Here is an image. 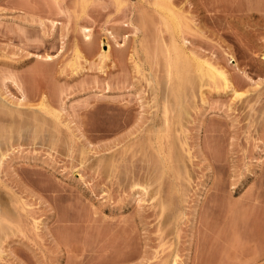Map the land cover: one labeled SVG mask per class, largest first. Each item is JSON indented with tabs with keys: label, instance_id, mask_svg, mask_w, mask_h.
<instances>
[{
	"label": "rangeland",
	"instance_id": "1",
	"mask_svg": "<svg viewBox=\"0 0 264 264\" xmlns=\"http://www.w3.org/2000/svg\"><path fill=\"white\" fill-rule=\"evenodd\" d=\"M0 99V264H264V0H0Z\"/></svg>",
	"mask_w": 264,
	"mask_h": 264
},
{
	"label": "bare ground",
	"instance_id": "2",
	"mask_svg": "<svg viewBox=\"0 0 264 264\" xmlns=\"http://www.w3.org/2000/svg\"><path fill=\"white\" fill-rule=\"evenodd\" d=\"M119 2H120V1H119ZM82 4H83V3H82ZM84 5H85V4H84ZM169 11H170V13H167V12H169ZM167 12H166V13H165V12L163 13V14H165V15H160V16H161V19H162V16L165 17V19L163 18V19H164L163 21H164V23H166V26L168 27V28H167V27H166V28H167L168 30H171V29H172L171 27H173V28H175V30H177V28H179V27H177V26L180 25V24L182 23L181 20L179 19L180 16H178V14H176V12L173 11V13L178 17L176 20H178V21L180 20V22H178V21L174 20L176 16L172 13V10L168 9ZM141 13H142V12H141ZM142 14H143V13H142ZM145 14H146V13H145ZM140 15H141V14H140ZM146 16H147V15H146ZM149 16H150V15H149ZM140 17H141V16H140ZM148 18H149V17H148ZM143 19H144V17H143ZM146 19H147V18H146ZM140 21H141V20H140ZM142 21H143V20H142ZM146 21H147V20H146ZM165 21H166V22H165ZM143 22H144V21H143ZM175 22H178V23H180V24L176 23V24L174 25ZM148 23H149V22H148ZM148 23H147V25H148ZM144 24H146V23H144ZM171 24H172V26H171ZM173 25L176 26L177 28L174 27ZM142 26H143V24H142ZM170 26H171V27H170ZM181 26H182V25H181ZM181 26H180V28H181ZM146 27H147V26H146ZM144 28H145V27H144ZM169 28H170V29H169ZM173 30H174V29H173ZM173 30H171V31L173 32ZM174 33H175V31H174ZM84 37L87 39V41L90 39V34L88 33V31L84 34ZM174 39H175V38H174ZM172 40H173V39H172ZM87 41H86V42H87ZM100 41H101V43L103 44L104 41H105V38L103 37ZM173 41H175V40H173ZM173 41H172V44L174 43ZM88 43H89V41L87 42V44H88ZM175 44H176V43H175ZM88 46H89V44H88ZM145 46H146V45H145ZM169 46H170V45H169ZM156 47H157V46H156ZM161 47H162V46H161ZM170 47H171V46H170ZM170 47H169V48H170ZM148 48H149V47H148ZM163 48H164V46H163ZM167 48H168V46H167ZM167 48H165L166 51H167ZM169 48H168V49H169ZM179 48L181 49V47H179L178 45H177V46H176V45H172V47L170 48V49L172 50V52H173L172 55H174V56L171 55V57H168L169 55L167 54L168 56H166V53L162 55V56H163L162 59H164V55H165V57H167V59L164 60V61H166V62L168 63V64H166V65H168V66L170 67V69H168L169 67H168V66H165L167 69H165L164 71H166V73H168L167 71H170V72H169L170 74L168 73L169 75H171V72H172V71L175 72L174 74H173V72H172L173 75H171V76H172L173 78H172L171 76H169L168 74H167V75L164 74V75L167 76V77L169 76L168 79L165 78V76H163V77L165 78V80H168V81H166V82H168L167 87H166V89H167L168 92H167V91H166V92H167V94L169 93V94H171V95L168 94L169 96H167V98L171 96L170 98L172 99V96H173V100L170 99L172 102L175 101L176 98H177L176 100H178V99H183V98H184L183 96H182L183 98H180L181 95H180V97H179V94H180V92H181V89L183 88V85L186 84L185 82H188V81H189L188 79H187V80L185 79V82L183 81L184 78H185V74H187V72H188L189 70H190L189 73H192L191 70H193V69H194V73H195V71H197L198 73H196V74L194 75V77H195V78H196V77L199 78V76H200L201 81L204 79V78L202 79L201 77H207L208 79H210V82H211V80H212L214 83H216V82L218 81V84H219L220 80H221V82L223 81V82H222V83H223L222 85H223V87H225V89H227L226 87H228V86L230 87L231 84L227 81V79H226V75H224L225 72L223 73V72L221 71L222 69L220 70V68H218V67H217L218 69L215 68L216 66L213 67V65H212V64L210 65L209 62L206 61L205 59H204L205 61H200L201 58H200L199 60H198V59H195V60H194V58L192 59V57H191V59L195 61V62H191V63H193L194 66L196 65V66H195V67H196V70H195V67H194L193 69H191L192 67H190V69H189V68H188V65H190V63L188 64L187 62H189L190 60H189V61L187 60V62H186L185 58H187V56L185 57V55H184V54H186V53H184V51L181 52L182 50H180ZM146 49H147V47H146ZM146 49H145V50H146ZM158 49H159V48H158ZM165 49H164V52H165ZM149 50H150V49H149ZM149 50H148V51H149ZM159 50H163V49L160 48ZM157 51H158V50L156 49V52H157ZM156 52H154V53L156 54ZM172 52H171V53H172ZM154 53H153V54H154ZM159 53H161V52L159 51ZM167 53H168V52H167ZM169 53H170V51H169ZM182 53H183V54H182ZM104 54H105V53L101 52V53H100V56H103ZM186 55H187V54H186ZM183 56L185 57V58H184L185 61L182 60V59H183ZM157 57H158V56H157ZM160 57H161V56H160ZM172 57H173V58H172ZM180 58H181V59H180ZM188 59H190V58L188 57ZM158 60H159V58H158ZM197 60H198V61H197ZM156 61H157V60H156ZM166 62H165V63H166ZM179 62L181 63V65H180L181 67L178 68L179 71H177V70L174 69V68H175L176 66L179 67V65H178V64H180ZM184 62H185V64H184ZM207 62H208V63H207ZM157 63H159V62L157 61ZM160 63H161V61H160ZM162 63H164L163 60H162ZM186 64H187V65H186ZM164 65H165V64H164ZM164 65H162L163 68H164ZM186 66H187V67H186ZM190 66H192V65H190ZM184 67H186V68H184ZM172 68H173V70H171ZM183 68H184V69H183ZM187 68H188V70H187ZM185 69L187 70L186 73L183 72V70L185 71ZM175 70H176L177 72H176ZM164 73H165V72H164ZM189 73H188V76H186V77H188V78H189V76H190ZM175 74H177L176 77H178V79L175 78V76H174ZM182 74H184V75L182 76ZM197 74H198L199 76H198ZM155 75H156V74H155ZM191 75H192V74H191ZM192 76H193V75H192ZM192 76H191V77H192ZM151 77H152V76H151ZM151 77H150V78H151ZM182 77H183V78H182ZM157 78H158V76H157ZM197 78H196V79H197ZM207 78H206V79H207ZM217 78H218L219 80H218ZM152 79H153V77H152ZM152 79H151V81H152ZM174 79H175V80H174ZM181 79H182V80H181ZM190 79H191V78H190ZM206 79H205V80H206ZM158 80H159V79H158ZM160 80H162V78H161ZM163 80H164V79H163ZM205 80H203V81H205ZM153 81H154V80H153ZM156 81H157V80H156ZM182 81L184 82L183 84L181 83ZM193 81H195V79H194ZM193 81H192V82H193ZM201 81H200V82H201ZM203 81H202V82H203ZM206 81H207V80H206ZM215 81H216V82H215ZM162 82H163V81H162ZM162 82H161V84H162ZM198 82H199V81H198ZM211 83H212V82H211ZM228 83H229V84H228ZM154 84H155V83H154ZM154 84H153V85H154ZM157 84H158V83H157ZM187 84H188V83H187ZM192 84H193V83H192ZM220 84H221V83H220ZM220 84H219V85H220ZM164 85H165V83H164ZM180 85H182V88H181V89H180ZM190 85H191V84H190ZM155 86H157V85H155ZM160 86H161V85H160ZM220 86H221V85H220ZM229 87H228V88H229ZM164 88H165V87H163V89H161V87H160L161 90H164ZM219 88H220V87H219ZM155 89H157V88H155ZM166 89H165V90H166ZM214 89H215V88H214ZM217 89H218V88H217ZM225 89L223 88L222 90H225ZM232 90H233V89H232ZM179 91H180V92H179ZM182 91H183V90H182ZM216 91H217V90H216ZM233 91H235V90H233ZM183 92H184V91H183ZM183 92H182V93H183ZM163 93H164V92H163ZM163 93H162V95H163ZM235 93H236V92H235ZM239 93H240V92H239ZM165 94H166V93H165ZM236 94H237V93H236ZM157 95H158V94H157ZM186 95H187V94H186ZM186 95H185V96H186ZM237 95H238V94H237ZM162 97H163V96H162ZM174 97H175V98H174ZM160 98H161V97H160ZM164 98H165V97H164ZM1 99H2V98H1ZM1 99H0V102H1ZM2 100H3V99H2ZM156 100H157V99H156ZM160 100H162V99H160ZM160 100H159V101H160ZM165 100H166V99H165ZM165 100H164V101H165ZM164 101H163L162 103H164ZM178 101L180 102V100H178ZM178 101H175V103H178V104H179ZM3 102H4V101H3ZM168 102H170V101L168 100ZM172 102H171V103H172ZM44 103H45V102H44ZM157 103H158V102H157ZM159 103H160V102H159ZM173 103H174V102H173ZM175 103H174V106H176V105L178 106V104L175 105ZM182 103H183V102H182ZM40 104H41V103H40ZM45 104L47 105V103H45ZM45 104H44V105H45ZM165 104H167V103H165ZM165 104H164V105L162 104L161 108H163V106H164L165 109L168 108V107H166ZM41 105H42V104H41ZM44 105H42V106H40V107L43 108ZM179 105H180V104H179ZM2 106H3V104L0 103V111L2 110V109H1ZM168 106H169V105H168ZM174 106H173V107H174ZM5 107H7V106H5ZM173 107H172V108H173ZM178 107H180V106H178ZM183 107H184V106H183ZM2 108H4V107H2ZM7 108H8V107H7ZM45 108H47V107H45ZM50 108H51V107H50ZM175 108L177 109V107H175ZM3 110H5V109H3ZM161 110H163V109H161ZM173 110H174V109H173ZM181 110H182V109H181ZM184 110H185V109H184ZM7 111H8V110H7ZM10 111H11V110H10ZM45 111H46V109H45ZM47 111H49V109H47ZM51 111H52V109H51ZM166 111H167V109L163 111L164 113L162 114V116H163V115H164V116H163L162 121H163V120H164V121L161 123V126H163V130H164V132H163V130H160V126L158 127V128H159V131H157V133H159V132L162 131L163 133H165V135H166V133H167L168 131L171 132V129H170V128H171L173 122H175V123L178 122V124H181V123L179 122L180 119H179V116H178V115L175 114V115H176V117H175V116L173 115V112H172V115L175 117V118H173V116L171 117V115H169V114H165ZM169 111H170V108H169ZM53 112H54V111H53ZM177 112H178V109H177ZM12 113H14V112H12ZM48 113H50V111H49ZM175 113H176V111H175ZM181 113H182V112H181ZM181 113H180V115H181ZM4 114L6 115V113H4ZM14 114H17V113H14ZM45 114H47V113H45ZM170 114H171V113H170ZM178 114H179V113H178ZM9 115H10V114H9ZM9 115H8V116H9ZM1 116H2V115H1ZM11 116H12V115H11ZM14 116H15V115H14ZM166 116H170V119H168L169 117L167 118ZM15 117H16V116H15ZM7 118H8V117H7ZM172 118H173V120H174V119L176 120V118H177L178 121H177V120H176V121H171ZM11 119H12V118H11ZM22 119H24V118H22ZM36 119H37V118H36ZM36 119H35V121H36ZM153 119H154V118H153ZM156 119H157V118H156ZM156 119H154V121H156ZM158 119H159V118H158ZM160 119H161V118H160ZM27 120H28V119H27ZM32 120H33V119H32ZM3 121H4V120H3ZM9 121H10V118H9ZM9 121H8V122H9ZM15 121H16V120H15ZM18 121H19V120H18ZM20 121H21V119H20ZM30 121H31V119H30ZM41 121H42V119H41ZM6 122H7V120H6ZM31 122H32V121H31ZM158 122H159V124H160V120H159ZM10 123H11V122H10ZM10 123H9V124H10ZM22 123H23V122H22ZM22 123H21V124H22ZM39 123H40V121H39ZM156 123H157V122H156ZM156 123H155V122H152V123H151V127H152L151 129H153L154 131H155V129L153 128L154 125L158 126V125H157L158 123H157V124H156ZM175 123H174L173 126H175ZM17 124H18V123H17ZM36 124H37V122H36ZM6 125H7V124H6ZM10 125H11V124H10ZM12 125H13V124H12ZM39 125H40V126H39ZM42 125H43V124H42ZM15 126H16V125H15ZM18 126H19V125H18ZM38 126L41 127V123L38 124ZM178 126H179V125H178ZM7 127H8V126H7ZM36 127H37V126H36ZM39 127H37V128H39ZM11 128H13V127H11ZM15 128H16V127H15ZM15 128H14V129H15ZM161 128H162V127H161ZM173 128H174V127H173ZM1 129H2V128H1ZM5 129H6V128H5ZM7 129H10V128L8 127ZM14 129H13V130H14ZM39 129H40V128H39ZM169 129H170V130H169ZM19 130H20V129H19ZM41 130H42V129H41ZM156 130H158V129H156ZM175 130H176V129H175ZM175 130H174V131H175ZM0 131H1V130H0ZM7 131L9 132V130H7ZM16 131H17V130H16ZM16 131H15V132H16ZM35 131H36V130H35ZM154 131H153V132H154ZM172 131H173V130H172ZM3 132H4V131H3ZM13 132H14V131H13ZM151 132H152V131H151ZM9 133H10V132H9ZM36 133H37V132H36ZM4 134H6V133H3L2 135H4ZM152 134H153V133H152ZM155 134H156V133H155ZM155 134H154V135H155ZM170 134H171V133H170ZM170 134H169V135H170ZM0 135H1V134H0ZM2 135H1V136H2ZM151 136H152V135H151ZM159 136L162 137V133H161V135H159ZM159 136H158V134H157V137H159ZM163 136H164V134H163ZM167 136H168V135H167ZM167 136H165V137H167ZM6 137H7V135H6ZM160 137H159V138H160ZM150 138H151V137H150ZM152 138H153V137H152ZM159 138H158L157 140H160ZM161 140H163V139H161ZM161 140H160V141H161ZM165 140H166V139H165ZM154 141H155V140H154ZM157 142H158V141H157ZM157 142H156V143H157ZM161 142H162V141H161ZM161 142H158L159 145H161V146H156V145H155V146L157 147V148H155V149H156L155 152H158V154H157V155H159V158L157 157V158H158V161L161 163V165H163V166H160V167H163L162 170H161V169H160V170H161V173L163 172V174H164V173H168L169 171H171V169H170V168H171V166H170V165H171L170 161H171V157H172V155L170 156L169 153H171L174 149H172V151H169V153H168V150H167V149H169L170 147H168V146L166 147V144L164 145V142H163V143H161ZM153 143H154V142H153ZM156 143H154V144H156ZM163 145H164L167 149H166ZM172 148H173V147H172ZM170 149H171V148H170ZM174 151H176V150H174ZM1 152H2V151H1ZM1 152H0V153H1ZM4 154H5V153H4ZM174 154H175V153H174ZM2 155H3V154H2ZM0 156H1V155H0ZM176 156H177V155H176ZM173 157H174V156H173ZM0 158H1V157H0ZM174 158H176V157H174ZM174 158H173V160H176V159H174ZM178 158H179V157H178ZM176 161H177V160H176ZM180 162H181V161H180ZM180 162H179V163H180ZM107 163H108V162H107ZM108 164H109V163H108ZM169 164H170V165H169ZM141 165H142V164H141ZM176 165H178V162H177ZM182 165H183V164L181 163L180 166H182ZM139 166H140V165H139ZM139 166H138V168H139ZM142 166H144V165H142ZM169 166H170V167H169ZM174 166H175V165H174ZM144 168H145V167H144ZM172 168L174 169V167H172ZM176 168H178V171H179V167L176 166ZM176 168H175L174 172H176V170H177ZM182 168H183V166H182ZM182 168H180V171L182 170V171L185 173V170H183ZM168 169H169V170H168ZM184 169H185V168H184ZM137 170H138V169H137ZM167 170H168V172H167ZM141 171H145V170H142V168H141L140 172H141ZM180 171H179V172H180ZM182 171H181V172H182ZM136 172H137V171H136ZM140 172H138V173H140ZM172 172H173V171H172ZM179 172H178V173H179ZM181 172H180V173H181ZM141 173H142V172H141ZM142 174H143V173H142ZM144 174H145V173H144ZM144 174H143V175H144ZM163 174H162V175H163ZM174 174H175V173H174ZM140 175H141V174H140ZM168 175H169V173H168ZM172 175H173V174H172ZM178 175H180V174H178ZM159 176H160V175H159ZM142 185H143V184H142ZM146 185H147V184H146ZM144 186H145V185H144ZM143 188H147V187L145 186V187H143Z\"/></svg>",
	"mask_w": 264,
	"mask_h": 264
}]
</instances>
